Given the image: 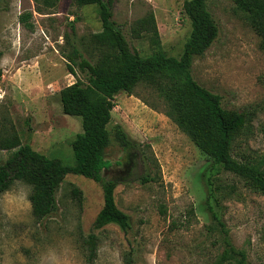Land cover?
I'll list each match as a JSON object with an SVG mask.
<instances>
[{
    "label": "rangeland",
    "instance_id": "1",
    "mask_svg": "<svg viewBox=\"0 0 264 264\" xmlns=\"http://www.w3.org/2000/svg\"><path fill=\"white\" fill-rule=\"evenodd\" d=\"M184 1L115 0L112 20L130 48L147 57L157 48L146 37L132 38L130 28L152 11L160 49L178 58L191 29ZM207 7L218 36L194 59L191 76L218 95L224 109L253 112L251 132L235 152L263 157L264 53L229 0H208ZM27 13L32 18L22 23L19 18ZM100 30L94 5L77 7L73 0H61L38 14L32 0L0 1V136L15 131L34 151L65 166L74 164L70 142L81 132V121L62 113L58 93L75 81L87 83V72L71 66L70 74L67 58L72 48L83 53L81 39ZM113 102L105 150L110 166L102 179L120 182L115 202L129 216L130 228L123 232L109 225L96 231L97 252L91 260L83 239L103 204L100 184L66 175L55 194L57 211L41 221L6 191L0 195V264H127L128 257L129 264H213L222 246L208 206L231 244L246 253L248 264H264V195L202 154L162 113L149 89L140 86L132 96L120 92ZM116 126L138 144L137 150L115 142ZM142 151L159 165L158 171L152 169L154 183H141L146 172ZM12 152L0 151V164ZM17 182L12 192L26 185ZM74 187L81 191V204L72 196Z\"/></svg>",
    "mask_w": 264,
    "mask_h": 264
},
{
    "label": "trees",
    "instance_id": "2",
    "mask_svg": "<svg viewBox=\"0 0 264 264\" xmlns=\"http://www.w3.org/2000/svg\"><path fill=\"white\" fill-rule=\"evenodd\" d=\"M60 1L32 0L38 14H46ZM114 1L73 0L77 7L96 6L101 24L99 32L81 39L83 53L72 48L67 58L70 74L74 76L71 66L87 72V83L75 81L58 93L62 113L81 121V132L70 142L74 164L65 166L59 160L34 151L28 143L22 144L15 131L0 136V151H13L0 164V195L16 181L32 186L29 200L31 214L36 221L57 211L55 194L66 175L82 176L100 184L103 204L93 221L91 233L83 239L87 257L91 260L97 252L96 231L109 225H115L123 232L130 228L129 216L115 202L114 191L120 182L102 179L103 171L110 166L105 160V150L111 141L107 127L114 108V96L120 92L132 96L140 86L149 89L161 103L162 113L202 154L224 172L242 180L249 190L264 195V156L235 152L241 147L239 140L251 132L253 112L224 109L221 98L199 85L191 76L194 59L203 56L218 36L217 24L207 7L208 0L184 1L183 11L191 29L178 58L168 56L160 49L152 11L134 21L130 35L134 39L146 37L157 49L147 57L133 51L112 20ZM229 1L243 15L258 38L259 50L264 53V0ZM30 18L32 13L22 14L19 19L27 23ZM1 55L0 52V58ZM149 106L157 109L155 104ZM113 138L124 150H137L139 147L120 126L115 127ZM141 155L146 171L141 183L156 182L152 169L158 171L159 165L154 158L143 155V151ZM72 196L81 204L80 190L74 187ZM207 210L222 246L213 264H248L246 253L231 244L224 224L211 207L208 206Z\"/></svg>",
    "mask_w": 264,
    "mask_h": 264
},
{
    "label": "clouds",
    "instance_id": "3",
    "mask_svg": "<svg viewBox=\"0 0 264 264\" xmlns=\"http://www.w3.org/2000/svg\"><path fill=\"white\" fill-rule=\"evenodd\" d=\"M18 184H22V182H17ZM32 193V186L30 185H23V187L17 188L15 192L12 190H8L5 193V196L13 197V201H20L23 206L30 210L31 209V202L29 200V196ZM53 258H55V254H53Z\"/></svg>",
    "mask_w": 264,
    "mask_h": 264
}]
</instances>
